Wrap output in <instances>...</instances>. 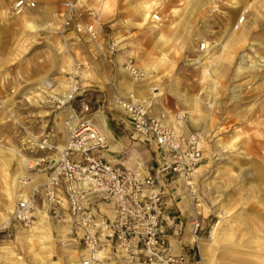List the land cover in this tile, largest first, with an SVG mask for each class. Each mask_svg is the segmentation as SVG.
Wrapping results in <instances>:
<instances>
[{
    "label": "rangeland",
    "instance_id": "rangeland-1",
    "mask_svg": "<svg viewBox=\"0 0 264 264\" xmlns=\"http://www.w3.org/2000/svg\"><path fill=\"white\" fill-rule=\"evenodd\" d=\"M83 2L84 9L97 13L92 18L85 13L84 20L102 28L97 46L84 36L59 32L54 27L59 7L50 2L39 1L21 24L0 17V221L17 197L45 181L43 167L57 158L35 144L43 137L63 143L64 121L72 113L53 98L74 78L88 101L86 118L93 117L99 130L97 112L107 127L111 112L124 116L116 105L120 97L143 103L177 131L197 134L201 159L191 187L178 178L162 186L167 211L176 208L186 221L175 234L183 236L188 264H202V249L210 264H264V0ZM156 13L159 22L152 20ZM200 44L207 49L200 51ZM127 60L148 74L139 96L126 85L133 80L123 68ZM71 105L78 109L75 101ZM64 109L69 112L60 117ZM115 139L120 144L107 151L111 154L122 157L132 146L150 152L152 159L129 169L144 175L164 161L154 143L132 131ZM41 158L45 162L35 165ZM23 179L30 183L22 184ZM190 213L199 223L194 234ZM64 228L43 217L17 229L15 239L0 246V264H80L82 246Z\"/></svg>",
    "mask_w": 264,
    "mask_h": 264
},
{
    "label": "built area",
    "instance_id": "built-area-1",
    "mask_svg": "<svg viewBox=\"0 0 264 264\" xmlns=\"http://www.w3.org/2000/svg\"><path fill=\"white\" fill-rule=\"evenodd\" d=\"M39 1L13 0L11 12L21 14L36 8ZM42 1L59 7L54 14L58 20L54 27L59 32L84 36L97 46L102 28L84 20L85 13L91 18L97 13L84 9L85 3L80 4L83 0ZM152 20L159 22L161 17L156 13ZM242 20L241 17L239 23ZM108 48L113 53L115 44L110 43ZM206 49L200 44V51ZM123 68L135 81L148 76L130 60L123 62ZM53 99L58 108L66 106L72 113L64 121L65 139L61 147L48 137L36 141L39 149L53 151L57 158L43 167L48 169L45 181L17 197L5 221H0V246L6 240L11 241V237L15 239L17 229L28 228L35 219L46 217L65 225L66 234L89 253L105 246L128 264H188V256L176 254L170 244L168 207L162 198V186L178 178L191 187L190 179L201 159L197 134L175 130L150 114L141 102L116 97V105L131 131L138 138L154 143L164 154L163 163L143 175L101 156L107 147L106 137L93 117L86 118L90 113L88 101L74 78L68 89ZM72 101L76 102L77 110L72 108ZM3 107L0 99V108ZM39 160L35 165L45 162L43 158ZM191 222L194 234L199 225L197 217ZM87 263L88 260L82 261Z\"/></svg>",
    "mask_w": 264,
    "mask_h": 264
},
{
    "label": "crops",
    "instance_id": "crops-1",
    "mask_svg": "<svg viewBox=\"0 0 264 264\" xmlns=\"http://www.w3.org/2000/svg\"><path fill=\"white\" fill-rule=\"evenodd\" d=\"M8 7H9V1L0 0V11H1L0 17L1 18H3L4 15H7L9 18H13L10 15V13H9ZM38 7H39V5H37L36 8H38ZM45 8H49V7L47 6ZM45 8L43 9V11L45 10ZM49 12H50V8H49V10L46 13H49ZM27 15L28 14H26L23 17H19V18H15L14 17L15 18L14 22H20V24H21V21H22L23 18L26 19V20L28 19ZM3 29H4L3 27H0V45L3 43V36H1V33L3 32L2 31ZM131 82L132 81H128L126 85H127V87L132 89L136 93L137 96L143 94L146 91V87H145L144 83L138 82L137 84H139V86L133 89L132 87H130ZM153 90H156V88H154ZM60 113H61L60 117H63V116L66 117V114L68 113V111L67 110H63ZM96 114H97L96 115L97 119L101 123V130L100 131H101V133L103 135L105 134V137H106V140H107V145H108V148H106V150H105L106 152H101V156L103 158H105L106 160H109L112 163H121V164H123L125 166L130 165L132 168H134L136 166V164L140 165V161L148 162V160L150 158L152 159V157L150 156V152L148 150H141V149L135 148L133 146H132V148H127L126 147L127 151L125 152V154L122 157H120L117 154H111V153L107 152V151L114 152L118 148L120 143H119L118 140L115 139V136L117 135V133H124V135H126V134H128L129 131H131V128H130V126L127 123L126 117H124L125 115L122 116V115H118V114H113L111 112L110 119L112 120V123L110 124L109 127H107L106 123H105L104 114H102L101 112H97ZM61 124H59V125H61ZM65 133L66 132H64V134ZM122 140H125V139L123 138ZM108 142L109 143L111 142V146H110V144ZM59 145L62 146V144H59ZM126 146H127V144H126ZM126 155H128V158H126ZM174 211H177V209L176 208H170V210L167 211L168 216H169V221L168 222L170 224L169 241H170V244L172 245L173 251L177 252V254L178 253L182 254L183 253V248H182L183 245H182L181 242H182L183 236L182 237L178 236L175 233L179 229V223H183V222H186V221H185L184 218H183V220H181V218L179 217L178 212L174 213ZM190 214H189V217H190ZM37 225L38 224H34L32 227H34V228L38 227ZM199 246H200L199 247V251H201V245H199ZM179 248H182L181 251L179 250ZM115 263H117V262H115ZM117 264H119V263H117Z\"/></svg>",
    "mask_w": 264,
    "mask_h": 264
},
{
    "label": "bare ground",
    "instance_id": "bare-ground-1",
    "mask_svg": "<svg viewBox=\"0 0 264 264\" xmlns=\"http://www.w3.org/2000/svg\"><path fill=\"white\" fill-rule=\"evenodd\" d=\"M7 1H9V0H7ZM12 1L13 0H10L9 2V7H8V10H9V13H10V15L12 16V17H15V18H19V17H23V16H25L26 15V12L27 11H29V10H32V9H29V10H26V11H24L23 13H21V14H17V15H15V14H13L12 12H11V5H12ZM33 9H35V8H33ZM241 17H239V19H240ZM239 21V20H238ZM242 22V21H241ZM233 34H235V36L236 37H240L241 38V36H243V34H244V32L242 31V30H234L233 31ZM163 58V57H162ZM148 75V74H147ZM47 82V81H46ZM138 82H140V81H135V80H132V82H131V85H130V87H132L133 89L134 88H136V87H138L139 86V84H137ZM49 83V82H48ZM48 86L49 87H51V84L50 85H48L47 84V88H48ZM141 86V85H140ZM143 86V85H142ZM52 90H50V92H51ZM64 110H67V109H64ZM68 112H69V110H67ZM66 112V111H65ZM67 116V115H66ZM70 117V116H69ZM86 129V128H85ZM104 130V129H103ZM100 131V130H99ZM101 132V131H100ZM102 134V133H101ZM60 147H61V145H60ZM28 164V163H27ZM25 165V164H24ZM30 165V164H29ZM29 167V166H28ZM30 167H31V165H30ZM21 183L22 184H29L30 183V181H24V179L21 181ZM22 196V195H21ZM15 205V204H14ZM190 216H191V218H190V225H189V227L193 230L194 228L192 227V219H194L195 218V216H193V214L191 213L190 214ZM31 226V225H30ZM29 226V227H30ZM64 227L67 229V227L64 225ZM64 228V233L67 231L66 229ZM214 230V229H213ZM193 238H192V240L194 241V235L192 236ZM11 242V241H9V240H6L5 242ZM189 241H191V239L189 238ZM5 242H3V243H5ZM3 243H2V245H3ZM200 247V246H199ZM201 258H202V264H210V263H208V261H207V252H206V250L205 249H202V251H201ZM262 256V255H261ZM260 257V256H259ZM206 259V260H205ZM83 260H88V263L87 264H102V263H112L113 261L114 262H117V263H119V264H128L126 261H124V260H121V259H117L111 252H110V250H109V248L108 247H105L104 246V248L102 249V250H97L96 252H94V253H89L87 250H85V249H83L82 248V250H81V261H80V264H82V261ZM260 260V259H259ZM261 260H262V258H261ZM253 262V261H252ZM254 263H256L255 261H254ZM253 263V264H254ZM262 263V262H261ZM261 263H258V264H261Z\"/></svg>",
    "mask_w": 264,
    "mask_h": 264
}]
</instances>
